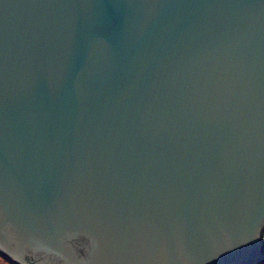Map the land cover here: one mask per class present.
Wrapping results in <instances>:
<instances>
[{
  "label": "water",
  "instance_id": "obj_1",
  "mask_svg": "<svg viewBox=\"0 0 264 264\" xmlns=\"http://www.w3.org/2000/svg\"><path fill=\"white\" fill-rule=\"evenodd\" d=\"M0 255L264 262V0H0Z\"/></svg>",
  "mask_w": 264,
  "mask_h": 264
},
{
  "label": "trees",
  "instance_id": "obj_2",
  "mask_svg": "<svg viewBox=\"0 0 264 264\" xmlns=\"http://www.w3.org/2000/svg\"><path fill=\"white\" fill-rule=\"evenodd\" d=\"M0 264H12V263L0 255ZM261 264H264V263H261Z\"/></svg>",
  "mask_w": 264,
  "mask_h": 264
},
{
  "label": "rangeland",
  "instance_id": "obj_3",
  "mask_svg": "<svg viewBox=\"0 0 264 264\" xmlns=\"http://www.w3.org/2000/svg\"><path fill=\"white\" fill-rule=\"evenodd\" d=\"M9 261V260H8ZM11 262V261H10ZM12 263V262H11ZM13 264V263H12Z\"/></svg>",
  "mask_w": 264,
  "mask_h": 264
},
{
  "label": "bare ground",
  "instance_id": "obj_4",
  "mask_svg": "<svg viewBox=\"0 0 264 264\" xmlns=\"http://www.w3.org/2000/svg\"><path fill=\"white\" fill-rule=\"evenodd\" d=\"M264 263V262H263Z\"/></svg>",
  "mask_w": 264,
  "mask_h": 264
}]
</instances>
